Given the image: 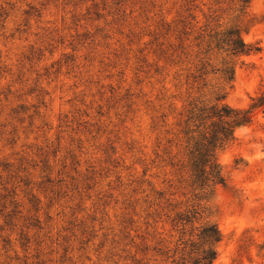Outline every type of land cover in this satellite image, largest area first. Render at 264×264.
<instances>
[{"label": "rangeland", "instance_id": "1", "mask_svg": "<svg viewBox=\"0 0 264 264\" xmlns=\"http://www.w3.org/2000/svg\"><path fill=\"white\" fill-rule=\"evenodd\" d=\"M229 29L260 52L215 48ZM220 94L248 122L217 152L213 264H264V0H0V264H168L187 104Z\"/></svg>", "mask_w": 264, "mask_h": 264}, {"label": "trees", "instance_id": "2", "mask_svg": "<svg viewBox=\"0 0 264 264\" xmlns=\"http://www.w3.org/2000/svg\"><path fill=\"white\" fill-rule=\"evenodd\" d=\"M247 4L249 0H238ZM214 46L231 58L256 55L260 48L245 44L238 31L229 29L215 37ZM221 75L225 83L233 81V65L223 62ZM225 95L216 97L215 103L192 101L187 104L182 134L184 154L175 165L189 198L181 204H168L164 214H157L162 232L152 249L168 264H213L219 254L222 235L210 202L217 187H226L227 178L217 160V152L234 140L233 128L248 122V113L240 114L219 102ZM251 108L264 103V94L253 100ZM162 197V193H158ZM170 207H172L170 210ZM165 211V208H162ZM168 230H164V226ZM165 236V237H164ZM148 247H145V251Z\"/></svg>", "mask_w": 264, "mask_h": 264}]
</instances>
